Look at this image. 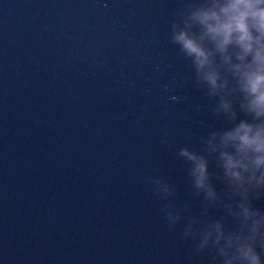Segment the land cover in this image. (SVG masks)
<instances>
[{
  "label": "water",
  "instance_id": "95a60500",
  "mask_svg": "<svg viewBox=\"0 0 264 264\" xmlns=\"http://www.w3.org/2000/svg\"><path fill=\"white\" fill-rule=\"evenodd\" d=\"M180 3L0 0V264H211L181 238L204 205L176 153L229 125L169 43ZM150 176L190 205L175 228Z\"/></svg>",
  "mask_w": 264,
  "mask_h": 264
},
{
  "label": "clouds",
  "instance_id": "9594fccd",
  "mask_svg": "<svg viewBox=\"0 0 264 264\" xmlns=\"http://www.w3.org/2000/svg\"><path fill=\"white\" fill-rule=\"evenodd\" d=\"M168 39L190 65L213 115L229 125L201 136L200 148L177 150L193 196L204 205L199 216H187L181 238L193 242L196 254L211 252V264H264V209L255 205L264 199V0H181ZM147 179L154 194L169 201L160 211L175 228L190 205L171 202L176 189L170 180ZM209 208L224 214L209 218Z\"/></svg>",
  "mask_w": 264,
  "mask_h": 264
}]
</instances>
